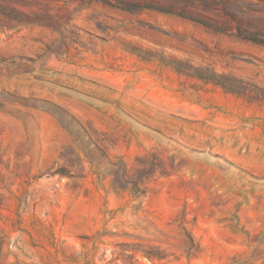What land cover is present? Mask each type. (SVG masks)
Returning a JSON list of instances; mask_svg holds the SVG:
<instances>
[{
  "label": "rangeland",
  "instance_id": "374dc122",
  "mask_svg": "<svg viewBox=\"0 0 264 264\" xmlns=\"http://www.w3.org/2000/svg\"><path fill=\"white\" fill-rule=\"evenodd\" d=\"M0 264H264V0H0Z\"/></svg>",
  "mask_w": 264,
  "mask_h": 264
},
{
  "label": "trees",
  "instance_id": "16d2710c",
  "mask_svg": "<svg viewBox=\"0 0 264 264\" xmlns=\"http://www.w3.org/2000/svg\"><path fill=\"white\" fill-rule=\"evenodd\" d=\"M190 240H191V243L194 244L195 243V240L192 236H190ZM143 253L148 256V257H159L161 258L162 256L160 254H154V253H151V252H148V251H143Z\"/></svg>",
  "mask_w": 264,
  "mask_h": 264
}]
</instances>
